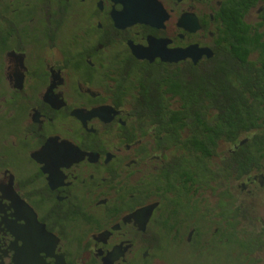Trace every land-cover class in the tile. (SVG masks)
<instances>
[{"label":"flooded vegetation","instance_id":"flooded-vegetation-1","mask_svg":"<svg viewBox=\"0 0 264 264\" xmlns=\"http://www.w3.org/2000/svg\"><path fill=\"white\" fill-rule=\"evenodd\" d=\"M126 2L0 0V264H264V0Z\"/></svg>","mask_w":264,"mask_h":264},{"label":"water","instance_id":"water-1","mask_svg":"<svg viewBox=\"0 0 264 264\" xmlns=\"http://www.w3.org/2000/svg\"><path fill=\"white\" fill-rule=\"evenodd\" d=\"M154 1L156 2V0ZM135 10H136V3L133 2V0H129V2H126L125 12H124L126 19H128L129 22L144 21L145 19L142 16V14L137 13Z\"/></svg>","mask_w":264,"mask_h":264},{"label":"rangeland","instance_id":"rangeland-1","mask_svg":"<svg viewBox=\"0 0 264 264\" xmlns=\"http://www.w3.org/2000/svg\"><path fill=\"white\" fill-rule=\"evenodd\" d=\"M178 262H179V263H182V262H183V256H182V254H180V256H179V258H178Z\"/></svg>","mask_w":264,"mask_h":264}]
</instances>
